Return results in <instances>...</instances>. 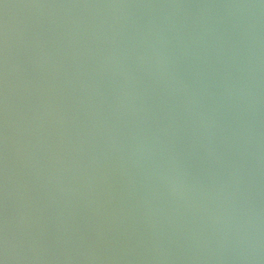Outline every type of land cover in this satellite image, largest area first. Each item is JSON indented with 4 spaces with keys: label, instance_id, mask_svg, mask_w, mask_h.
<instances>
[{
    "label": "water",
    "instance_id": "water-1",
    "mask_svg": "<svg viewBox=\"0 0 264 264\" xmlns=\"http://www.w3.org/2000/svg\"><path fill=\"white\" fill-rule=\"evenodd\" d=\"M0 264H264V0H0Z\"/></svg>",
    "mask_w": 264,
    "mask_h": 264
}]
</instances>
